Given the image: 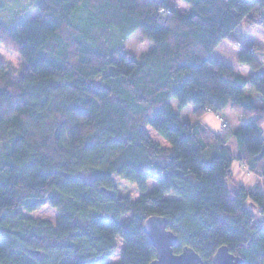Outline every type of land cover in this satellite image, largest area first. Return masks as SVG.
Listing matches in <instances>:
<instances>
[{"label": "trees", "instance_id": "trees-1", "mask_svg": "<svg viewBox=\"0 0 264 264\" xmlns=\"http://www.w3.org/2000/svg\"><path fill=\"white\" fill-rule=\"evenodd\" d=\"M180 1L183 13L168 0H39L35 19L0 21V43L24 64L16 77L0 70V264H110L117 239L120 264H149L154 216L176 236L173 254L189 247L211 264L225 246L264 264V64L235 35L264 23V0ZM137 31L153 48L132 59L124 45ZM223 42L240 47L250 76L212 55ZM227 106L248 121L215 133L199 120ZM234 161L262 189L229 191ZM114 176L139 199L119 196ZM46 204L54 225L30 217Z\"/></svg>", "mask_w": 264, "mask_h": 264}, {"label": "rangeland", "instance_id": "rangeland-1", "mask_svg": "<svg viewBox=\"0 0 264 264\" xmlns=\"http://www.w3.org/2000/svg\"><path fill=\"white\" fill-rule=\"evenodd\" d=\"M39 0H7V6L4 12L0 14V21L7 26H14L16 23L24 22V20L35 19L38 16V9H36L35 4ZM180 13L185 12L186 6L180 0H168ZM235 35L244 47L245 45H252L254 49L255 57H257L262 64H264V23L249 27L246 21L237 28ZM242 46V47H243ZM125 50L132 59L138 58L140 55L147 53V51L153 48V44L146 38L142 37L139 31L135 32L129 39L126 40L124 45ZM240 47L236 43L224 42V44L218 47L214 53L215 58L221 61L226 66H229L234 72L247 78L249 75V69L238 64V53ZM22 59L16 50L12 49L9 45H3L0 43V70H7L14 75V77L19 76L23 69ZM172 108L175 112L180 114V118L183 120H188L194 122L197 118L194 115L193 106L189 105L182 110L177 107V101L171 100ZM261 104V102H260ZM200 121H204L205 124L213 131L219 130H233L237 128L241 123H245L247 119H240V116L230 108L226 107V110L222 111L218 115L207 112L202 116ZM264 128V125H263ZM148 135L157 142L159 145H166L165 141L158 136L151 128H146ZM226 132V131H225ZM229 147L231 152L236 156V147L234 142L230 141ZM232 177L233 181L226 184L229 191H234L236 185L244 186L245 188L252 189H262L261 182L256 174L249 173L241 164L237 161L232 163ZM116 191L119 196H129L132 200H138L141 193L137 189L134 183H130L126 180L113 177ZM157 187V183L154 180H149L146 183V190L152 192L154 188ZM169 198L172 196H168ZM245 207L251 215H255V218L260 221L262 220V215L260 214L258 208L250 201L245 202ZM30 217L47 220L52 225L55 224L58 214L57 211L52 209L49 205H45L43 208L34 211L30 214ZM117 249L113 253L112 258L108 260L110 264H120L122 261L123 252V242L119 239L116 240Z\"/></svg>", "mask_w": 264, "mask_h": 264}, {"label": "water", "instance_id": "water-1", "mask_svg": "<svg viewBox=\"0 0 264 264\" xmlns=\"http://www.w3.org/2000/svg\"><path fill=\"white\" fill-rule=\"evenodd\" d=\"M101 192L108 197H113V191L103 188ZM143 233L149 244L154 248L155 259L149 264H203L201 258L191 248L184 247L178 255L173 254V248L177 246V238L167 229L166 219L154 216L144 221ZM36 256L39 253L36 252ZM211 264H243L240 258L228 252L225 246H221L211 259Z\"/></svg>", "mask_w": 264, "mask_h": 264}, {"label": "crops", "instance_id": "crops-1", "mask_svg": "<svg viewBox=\"0 0 264 264\" xmlns=\"http://www.w3.org/2000/svg\"><path fill=\"white\" fill-rule=\"evenodd\" d=\"M223 44H224V42L221 43L218 47L222 46ZM246 46H247V45H246ZM218 47H217V48H218ZM247 47H252V45H248ZM217 48H216V49H217ZM216 49L212 52V55H213L214 57H215L214 53H215ZM217 60H218V59H217ZM220 62H221V61H220ZM202 123H203L204 125H206L204 121H202ZM206 126H207V125H206ZM207 127H208V126H207ZM208 128H209V127H208ZM209 129H210V128H209ZM210 130H211V129H210ZM211 131H212V130H211ZM218 131H219V130H218ZM218 131H216V132H218ZM212 132H213V131H212ZM216 132H215V133H216Z\"/></svg>", "mask_w": 264, "mask_h": 264}]
</instances>
